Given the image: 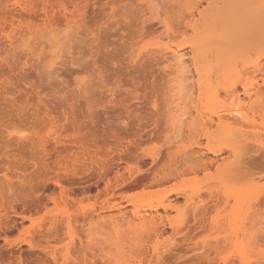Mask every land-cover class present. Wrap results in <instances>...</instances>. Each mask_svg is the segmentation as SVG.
Returning <instances> with one entry per match:
<instances>
[{"label":"rangeland","instance_id":"obj_1","mask_svg":"<svg viewBox=\"0 0 264 264\" xmlns=\"http://www.w3.org/2000/svg\"><path fill=\"white\" fill-rule=\"evenodd\" d=\"M245 1L0 0V264H264V141L238 143L235 158L190 59L207 36L210 86L243 97L253 78L261 94L250 106L264 113V70L253 67L264 64V0ZM61 9L73 20L63 44L36 46L27 33L9 45L4 29L44 28L45 11ZM170 41L189 60L184 86L166 68ZM222 52L240 80L212 62ZM178 103L188 118L174 133ZM97 213L115 219L96 225Z\"/></svg>","mask_w":264,"mask_h":264},{"label":"bare ground","instance_id":"obj_2","mask_svg":"<svg viewBox=\"0 0 264 264\" xmlns=\"http://www.w3.org/2000/svg\"><path fill=\"white\" fill-rule=\"evenodd\" d=\"M21 1V0H20ZM159 0H149V2L153 5L154 3L155 4H157L156 2H158ZM235 2V1H234ZM250 3L251 4V1L249 2V0L248 1H245L244 3L246 4V3ZM253 3V2H252ZM258 3V2H257ZM256 3V4H257ZM262 3V2H261ZM24 5V4H23ZM30 5V4H29ZM65 5V4H64ZM232 5V4H231ZM234 5V4H233ZM237 5H239V4H237ZM236 5V6H237ZM248 5V4H247ZM259 3H258V7H259ZM33 7V6H32ZM153 7H155V5H153ZM243 7V6H242ZM244 7H246V5L244 6ZM254 9L256 8V7H254V6H252ZM262 7H264V5L262 6ZM261 7V8H262ZM46 8V7H45ZM236 8V7H235ZM252 8V9H253ZM259 9L260 11L263 9ZM153 9H155V8H153ZM247 9H249V8H247ZM64 10H67V7H64ZM64 10L62 11V9H61V11H60V13H55V15H53L52 16V18H49V12H51V11H48V10H46L45 11V13H47V22H49V23H47L46 24V26L43 28H41V29H39V28H35V27H33V26H26V29L24 28V24L22 25L23 27V29H21V30H19V29H16V28H14V26H12V29L10 30V28H9V30L10 31H6L4 28V33H5V36H6V38H7V41H8V43H9V45L10 46H14L15 44H16V42H18L19 43V41H22V39L24 38V36L26 35V36H28L27 35V33H30V34H32L31 36L33 37V38H35V40L37 41H35L36 43V46L38 45V44H40V45H46L47 43H49L50 44V46H48L49 44H47V46H48V48L49 47H51V45H52V48H53V46H58V45H60L61 43L63 44V42L67 39V35H66V32L71 28V24H72V22H73V20H70V19H68V17H67V14H66V12H64ZM79 10V9H78ZM241 10V9H240ZM256 11H257V8L255 9ZM255 10H250V12L253 14V12H254V14H256V16H257V13L255 12ZM241 13H243V12H241ZM259 13V12H258ZM232 15V17H233V14H236L235 12H233V13H231ZM238 14V13H237ZM244 14H245V11H244ZM70 15H72V13L70 14ZM242 16H243V14H241ZM73 16V15H72ZM228 16H230V12H229V14H228ZM234 16H236V15H234ZM247 16H249V13H248V15ZM252 16V15H251ZM19 18H21V17H19ZM212 18V17H211ZM210 18V19H211ZM225 18V17H224ZM259 18V17H258ZM16 19H18V18H16ZM166 20H167V18H165ZM193 19V18H192ZM222 19V18H221ZM220 19V20H221ZM239 19V18H238ZM245 19V18H244ZM255 20V19H254ZM21 21H22V19H21ZM168 21V20H167ZM193 21V20H192ZM239 21V20H238ZM65 22V23H64ZM78 22H79V20H78ZM12 23V22H11ZM15 23V22H14ZM76 23V22H75ZM74 24V23H73ZM218 24V23H217ZM20 25V24H19ZM252 25V24H251ZM255 25V24H254ZM21 26V25H20ZM19 26V27H20ZM73 26V25H72ZM79 26V25H78ZM166 26H167V29L168 30H170V28H171V32H173V28L172 27H169V25L168 24H166ZM190 26V25H189ZM249 26V25H248ZM258 26V25H257ZM16 27H18V24L16 25ZM18 27V28H19ZM28 27V28H27ZM75 27V26H74ZM252 27V26H251ZM250 27V28H251ZM76 28V27H75ZM248 28V27H247ZM260 29V28H259ZM194 30H195V28H194ZM248 30V29H247ZM245 31V30H244ZM243 31V32H244ZM251 31V30H250ZM246 32H249V31H246ZM246 32H245V34H246ZM168 33V32H167ZM252 33H253V31H252ZM71 36L70 37H72V34H70ZM167 35V34H166ZM25 36V37H26ZM176 36V35H175ZM246 36V35H245ZM70 37H68V38H70ZM74 37V36H73ZM169 37V36H168ZM248 37V36H247ZM27 38V37H26ZM31 38V37H30ZM32 38V39H33ZM163 38V37H162ZM207 36H205V35H201V36H199V38H198V40H197V43H194L193 45H191V51L193 52V55H192V57L190 58L191 60H192V64L194 65V67H195V72L197 73V77H198V79H197V87H198V90H199V92H200V96H203V98H206V100L208 99L210 102H209V106H211V109H213V114H214V117H216L215 119L214 118H211V119H209V121H211V124H215L214 126H217V128L216 129H220L219 130V132H220V134H223L224 133V135H223V137H221V138H223V139H221L222 140V142L224 143L225 142V140L227 139V140H231V145L232 146H230V144H227V143H224V144H226V145H229L228 147L230 148H232V154L235 156V158L236 159H239V157H240V155L238 154L239 152H240V147L242 146H240L239 147V149H236V147L238 146V143H241L242 144V142L243 141H247V140H249V139H252L254 142H255V144H262L263 143V141H264V138H263V136H264V113H261V114H257V109L255 110V109H253L251 106H250V104H251V102H257L258 100H259V93L261 94V92H260V85L258 84L259 82L258 81H256L255 79H253V78H251L250 80L248 79V80H244L243 81V90H244V96H245V98H244V96L243 97H241L240 95H239V90H238V88L236 87V86H233V85H229L230 87L228 88V84H226L227 85V87H226V89H227V96H226V100H222L220 97V95H219V93H217L218 92V90L216 91V90H214L215 88V86H216V84H214V85H212L211 84V86H210V84H209V80H210V76L214 73V69L215 68H213L214 66L212 65V63H210V62H208V60H206V56H205V54L207 53V48L205 47L206 46V41H207ZM165 39V38H164ZM168 39V38H167ZM214 39V38H213ZM161 40V39H160ZM173 40V39H172ZM245 40V39H244ZM70 41V40H69ZM31 42H33V40H31ZM213 42V44H214V41H212ZM215 42H216V40H215ZM227 42V41H226ZM68 43V42H67ZM173 43H174V41H173ZM189 43V42H188ZM27 44H29V43H27ZM66 44V43H65ZM64 44V45H65ZM183 44V43H182ZM217 44V43H216ZM230 44V43H229ZM32 45V44H31ZM237 45V44H236ZM36 46H33V50H34V47H36ZM47 46H45V48L47 47ZM246 46H247V44H246ZM15 47H17V44H16V46ZM14 47V48H15ZM185 47V46H184ZM248 47V46H247ZM38 48L39 47H37V50H38ZM244 48V47H243ZM50 49V48H49ZM165 51V53H164V57L166 58L165 60L166 61H168V65L166 66V68H170V69H172L174 72H176L177 74V76H176V79H177V84H178V86H181V85H179V84H182L183 85V83L184 82H186V80L189 78V72L191 71V69H189V64H188V61L189 60H187L186 58H187V56H186V52L184 51L185 49L184 48H182V46L181 45H173L172 43H171V41L168 43H166L165 44V46H164V48H163ZM238 49V48H237ZM35 50H36V48H35ZM162 50V49H161ZM242 50H247V48L246 49H242ZM49 51V50H48ZM143 51V50H142ZM33 52H35V51H33ZM32 52V53H33ZM44 54H45V52L44 51H42ZM227 52V51H226ZM226 52H222V55H219V54H217V60L215 61V59H212V62H214V65H215V62H216V64L218 63V65H219V63H220V66H222L223 64L225 65H223L224 66V70L222 71V75L223 76H225V78L227 79V78H229V76L230 77H232V76H235V75H237L238 74V71L236 70V66H238L237 64H236V66H233L232 65V63L230 62V59H228L227 57H226V60H225V55H226ZM214 53H215V51H214ZM217 53V52H216ZM31 54V53H30ZM48 54V53H47ZM57 54V53H56ZM244 54V53H243ZM43 55V54H42ZM143 55V54H142ZM208 55H210V54H207V58H208ZM215 54H213V56H214ZM238 55V54H237ZM240 55V54H239ZM241 55H242V53H241ZM40 56H41V54H40ZM45 56V55H44ZM49 56V55H48ZM212 56V57H213ZM52 57V56H51ZM188 57H190V56H188ZM238 57V56H237ZM241 57V56H240ZM243 57V56H242ZM46 58V57H45ZM49 58V57H48ZM216 58V57H215ZM41 59V58H40ZM50 59V58H49ZM137 59H139V58H137ZM189 59V58H188ZM243 59H244V57H243ZM210 60V59H209ZM224 60H225V62H224ZM247 60V59H246ZM248 61V60H247ZM222 62V63H221ZM239 61L237 60V63H238ZM235 63V62H234ZM235 65V64H234ZM220 66L218 67V66H216V70H217V68H219V72H220V69H222V68H220ZM264 64H262L261 65V63L258 61L257 63H255L254 65H253V67H254V69L255 70H257V71H263L264 70ZM238 68V67H237ZM240 70V69H239ZM245 70V69H244ZM236 71V72H235ZM257 71H255V72H257ZM217 72V71H216ZM235 73V74H234ZM239 73H240V71H239ZM255 74V73H254ZM253 74V75H254ZM239 75V74H238ZM237 75V77L234 79V78H232V79H234V81L235 80H237V78L238 77H240L239 78V80L241 79V76L239 75L238 76ZM247 75V74H246ZM218 76V75H217ZM220 77H221V75H220ZM245 77V76H244ZM249 77V76H248ZM246 78V77H245ZM250 78V77H249ZM218 79H220L219 77H218ZM223 79V78H222ZM189 80V79H188ZM224 80V79H223ZM210 81H212V80H210ZM225 81V80H224ZM229 81H231V79L229 78ZM234 81H232V83L231 84H233V82ZM238 81V80H237ZM246 81V82H245ZM213 82V81H212ZM240 82V81H239ZM242 82V81H241ZM264 82V81H263ZM219 83V82H218ZM230 83V82H229ZM236 83V82H235ZM239 84V83H238ZM242 84V83H241ZM184 86V85H183ZM182 86V87H183ZM213 86V87H212ZM232 86V87H231ZM217 87H218V85H217ZM217 89V88H216ZM223 90V89H222ZM179 91H180V89H179ZM230 92V93H229ZM242 92V91H241ZM221 94V93H220ZM178 96V95H177ZM230 96V97H229ZM227 97H229L228 99L231 101L230 103H227ZM178 98H179V100L182 102V98L180 99V97L178 96ZM178 98H177V100H178ZM192 98V97H191ZM190 98V99H191ZM175 100V99H174ZM200 100H201V97H200ZM177 102H179V101H177ZM185 102V101H184ZM259 102V101H258ZM183 103V102H182ZM183 104H185V103H183ZM182 104V105H183ZM255 104V103H254ZM182 105H180L179 103L176 105V107H175V111H176V113H175V115H174V118H175V120H174V124H173V129L175 128V130H173L174 131V133H176V129H178V128H176V126H178V125H180L181 123H183V122H185L186 121V119L188 118V117H186L185 115H187L185 112V109H183L182 110V108H181V106ZM219 107H218V106ZM184 106V105H183ZM172 110V109H171ZM198 114V113H197ZM202 116V115H201ZM212 116V115H211ZM186 117V118H185ZM190 118V117H189ZM210 118V117H209ZM187 122V121H186ZM205 123H207L206 121H205ZM245 124H247V125H245ZM244 125L245 126H247L246 128H248L249 127V129L247 130V129H245V127H244ZM189 127H190V125H188ZM213 126V125H212ZM213 126V127H214ZM179 127V126H178ZM188 127V128H189ZM51 128H54V127H51ZM56 128V127H55ZM180 128V127H179ZM182 128V127H181ZM191 128H189V130H190ZM179 130V129H178ZM217 130V131H218ZM221 130H223V132L221 131ZM179 132V131H178ZM177 132V133H178ZM59 134L60 132H58V130H56V129H54L53 130V133H51V134H53V136L55 135V134ZM58 134H57V136H58ZM62 134V133H61ZM61 134H59V135H61ZM226 137V139H225V137ZM56 138H59V136L58 137H56ZM170 139V138H169ZM226 140V141H227ZM174 141V140H173ZM172 142V141H171ZM246 143V142H245ZM244 143V144H245ZM80 143H78V150H80L79 149V146L80 145H82V143L79 145ZM243 144V145H244ZM234 145V146H233ZM84 146V145H83ZM82 146V147H83ZM82 147H80V148H82ZM243 147V146H242ZM241 147V148H242ZM247 147V146H246ZM184 150V149H183ZM237 150H239V152L237 151ZM249 150V149H248ZM247 150V151H248ZM252 150V149H251ZM260 150L261 151H263L262 149H259V152H260ZM46 151V150H45ZM187 151V150H186ZM185 151V152H186ZM250 151V150H249ZM184 152V151H183ZM214 152V151H213ZM238 152V153H237ZM245 153V152H244ZM247 153V152H246ZM245 153V154H246ZM255 153V152H254ZM253 153V154H254ZM256 153H257V151H256ZM71 155H73V154H71ZM70 155V156H71ZM247 156V155H246ZM250 156H251V154H250ZM249 156V157H250ZM253 156V155H252ZM64 157V156H63ZM69 157V156H68ZM73 158H72V160H73V162L74 163H76V162H78L79 161V159L80 158H78V156H76V154L75 155H73L72 156ZM66 159H70V158H66ZM56 160H58V159H56ZM63 160V159H62ZM71 160V161H72ZM245 160V159H244ZM61 161V160H60ZM59 161V162H60ZM67 161V160H66ZM83 161V160H82ZM236 161V160H235ZM239 162H240V160H239ZM59 164V163H58ZM68 165V164H67ZM72 165V164H71ZM77 165V164H76ZM58 166V165H57ZM72 166H74V165H72ZM70 167V166H69ZM235 170H236V168H235ZM235 170H233V171H235ZM59 172H61L60 170H59ZM67 173V172H66ZM75 173V172H74ZM64 174H65V172H64ZM72 174V173H71ZM233 175L234 176V174H233V172L232 173H230L229 175ZM236 174H237V172H236ZM236 174H235V177H236ZM59 175V174H58ZM60 175H61V173H60ZM64 176V175H63ZM232 176V177H233ZM228 177H230V176H228ZM228 177H224L223 179H225V178H228ZM253 177V176H252ZM57 178V177H56ZM238 179V178H237ZM55 180H58V179H55ZM228 179H226V181H227ZM230 180V179H229ZM234 181H237V180H234ZM257 180L255 179V182H256ZM248 182V181H247ZM228 183H230L231 184V182H228ZM236 183H238V181L236 182ZM235 183V184H236ZM252 183H254L253 182V179H252ZM58 184H60V183H58ZM235 184H233V182H232V185H230V187H232V189L233 188H235V187H237V186H235ZM239 184H241L240 182H239ZM249 185L251 184L250 182L248 183ZM236 185H238V184H236ZM238 187H240V186H238ZM239 189H241V188H239ZM228 190H229V188H228ZM231 190V189H230ZM242 190V189H241ZM249 192V191H248ZM247 193V192H246ZM234 194V193H233ZM232 195V194H231ZM240 195H244V193H239V196ZM238 196V197H239ZM243 198H245V196L243 197ZM191 199V198H190ZM244 202V201H243ZM242 203V202H241ZM245 203V202H244ZM253 203V202H252ZM256 203V202H255ZM172 204V203H171ZM170 204V205H171ZM190 206V205H189ZM196 206V205H195ZM194 206V207H195ZM170 207V206H169ZM168 207V208H169ZM245 207H246V205H245ZM254 207V206H253ZM171 209H174V208H178V207H176V206H174V207H170ZM166 209V208H165ZM194 209V208H193ZM120 210V209H119ZM175 210V209H174ZM177 210H179V208L178 209H176V211ZM242 210V209H241ZM247 212H245V213H247L248 214V212H249V214H250V212H251V210L250 211H248V210H246ZM253 211V210H252ZM120 212H121V216H124L125 215V212L123 211V210H120ZM138 212V213H137ZM93 213V212H92ZM103 213V212H102ZM136 216H142V214L140 215L139 213H141V212H139V211H136ZM169 213V212H168ZM238 213V212H237ZM244 213V212H243ZM261 214V213H260ZM253 215V214H252ZM256 215H258V214H256ZM91 216H93V214H91ZM135 216V217H136ZM145 216V215H144ZM144 216H142L144 219H145V217ZM238 216H239V214H238ZM248 216V215H247ZM251 215H249V217H250ZM114 217V215H112V216H110L109 218H108V216L107 215H104V214H101V213H97V218L95 219V223H96V225L98 224V223H101V222H107V221H109L110 219H111V222L115 219V217ZM117 217V216H116ZM155 217V216H154ZM260 217V216H259ZM264 217V216H263ZM153 218V217H152ZM167 218L168 219H170L168 216H167ZM239 218H241V216H239ZM245 218H247V217H245ZM255 218H258V217H256L255 216ZM109 219V220H108ZM154 219V218H153ZM236 219H237V221H236ZM155 220V219H154ZM217 220V219H216ZM251 220V219H250ZM143 221V220H142ZM233 221V222H232ZM232 225H234L235 226V224L237 223V222H239V220H238V218H237V216L235 217V215H234V217H233V219H232ZM236 221V223L234 224V222ZM156 222V221H155ZM172 223V222H171ZM244 223L246 224V222H245V220H244ZM253 223V222H252ZM10 224V223H9ZM116 224V223H115ZM238 224V223H237ZM11 225V224H10ZM250 225V224H249ZM260 225V224H259ZM264 225V224H263ZM233 226V227H234ZM240 226V225H239ZM238 226V227H239ZM248 226V225H247ZM258 226V225H257ZM256 226V227H257ZM115 227V229H116V226H114ZM250 227V226H249ZM256 227L254 228V229H256ZM6 228V227H5ZM119 228V227H118ZM157 228V227H156ZM247 227L246 226H244L243 225V227H242V225L240 226V230L242 231V232H240V233H242V234H244V235H246L245 233H248V231H250V230H248V231H246L247 229H246ZM258 228V227H257ZM259 228H260V226H259ZM258 228V230H260ZM122 229V227H120V230ZM154 229H155V227H154ZM161 229V228H160ZM236 229V228H235ZM114 230V229H113ZM120 230H119V232H120ZM158 230H159V227L157 228V232L156 233H158V234H160V233H162L163 232V230H160L159 232H158ZM255 231V230H254ZM118 232V229H117V231H115V233H117ZM122 232V231H121ZM120 232V233H121ZM238 232V233H239ZM251 232V231H250ZM258 232V231H257ZM94 233V232H93ZM120 233H117V235L118 234H120ZM123 233V232H122ZM116 235V236H117ZM238 235V234H237ZM114 236H115V234H114ZM158 236V235H157ZM229 236H231V234L229 235ZM251 237H253V238H255L256 237V234H254V232H253V234L252 235H250ZM237 237V236H236ZM252 238V239H253ZM258 238V237H257ZM118 239V238H117ZM243 239H244V237H243ZM120 240V239H119ZM221 240V239H220ZM219 240V241H220ZM225 240V239H224ZM228 240V239H227ZM230 240V239H229ZM241 240V239H240ZM252 241V240H251ZM259 241V240H258ZM261 242H263V241H261ZM256 243V242H255ZM260 243V242H259ZM226 244V243H225ZM231 244V243H230ZM235 244V243H234ZM241 244H243V242L242 243H240V244H238L237 245V248H241V247H243L242 249L243 250H246V248H245V246H246V244H248V242L245 244V246H243V245H241ZM252 244V243H251ZM254 244V243H253ZM11 245H12V243H11ZM223 245V244H222ZM239 245H241V246H239ZM250 245V244H249ZM256 245V244H255ZM217 246V245H216ZM248 246V245H247ZM252 246V245H251ZM155 247V246H154ZM253 247V246H252ZM157 248V247H156ZM153 249L154 251L155 250H159L158 248L157 249ZM236 248V247H235ZM245 248V249H244ZM261 248V247H260ZM164 249V248H163ZM242 249H241V251H242ZM260 250H262V249H260ZM153 251V252H154ZM157 253V252H156ZM243 253H245V251L243 252ZM248 253V252H247ZM162 254H163V252H162ZM156 255V254H155ZM161 256V254L160 253H157V256L156 257H158V256ZM249 255V254H248ZM159 256V257H160ZM56 257V256H55ZM158 257V258H159ZM246 257V256H245ZM157 258V259H158ZM165 258V257H164ZM54 259H56V258H54ZM158 261V260H157ZM161 261V260H160ZM242 262V264H243V261H241ZM226 263V262H225ZM253 263V262H252ZM139 264H141V262L139 263Z\"/></svg>","mask_w":264,"mask_h":264}]
</instances>
